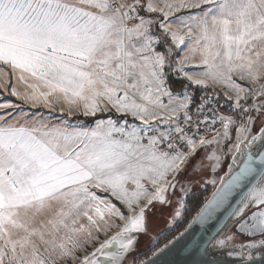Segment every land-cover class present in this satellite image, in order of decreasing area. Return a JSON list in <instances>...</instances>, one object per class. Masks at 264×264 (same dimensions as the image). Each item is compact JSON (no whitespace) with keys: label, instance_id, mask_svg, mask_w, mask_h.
Wrapping results in <instances>:
<instances>
[{"label":"snow or ice","instance_id":"obj_1","mask_svg":"<svg viewBox=\"0 0 264 264\" xmlns=\"http://www.w3.org/2000/svg\"><path fill=\"white\" fill-rule=\"evenodd\" d=\"M0 264H264V0H0Z\"/></svg>","mask_w":264,"mask_h":264},{"label":"rangeland","instance_id":"obj_2","mask_svg":"<svg viewBox=\"0 0 264 264\" xmlns=\"http://www.w3.org/2000/svg\"><path fill=\"white\" fill-rule=\"evenodd\" d=\"M225 169H226V166L225 167H223L222 169H221V171H220V175H222L223 174V172L225 171ZM191 188H192V192H191V195H190V197L194 194V195H196V197H198L202 202H203V198L204 197H207L211 192H212V186L211 185H207V186H205V185H203V183H202V181L200 182V183H193L192 185H191ZM189 197V198H190ZM199 202V201H198ZM198 202H193L192 204H191V207H190V212L191 211H194L195 210V207H196V203H198ZM160 227H163V223L161 222L160 223Z\"/></svg>","mask_w":264,"mask_h":264},{"label":"trees","instance_id":"obj_3","mask_svg":"<svg viewBox=\"0 0 264 264\" xmlns=\"http://www.w3.org/2000/svg\"><path fill=\"white\" fill-rule=\"evenodd\" d=\"M199 201V202H198ZM195 203V202H198V203H196L197 205L196 206H198V204L199 203H202V201L198 198V197H196V195H192L190 198H189V203H190V205L192 204V203Z\"/></svg>","mask_w":264,"mask_h":264},{"label":"water","instance_id":"obj_4","mask_svg":"<svg viewBox=\"0 0 264 264\" xmlns=\"http://www.w3.org/2000/svg\"><path fill=\"white\" fill-rule=\"evenodd\" d=\"M225 171H226V169H225ZM223 175V174H222ZM211 194V193H210ZM210 194L208 195V196H210Z\"/></svg>","mask_w":264,"mask_h":264}]
</instances>
